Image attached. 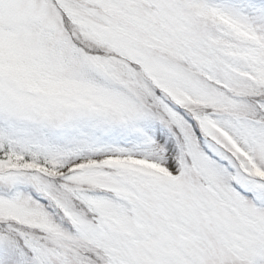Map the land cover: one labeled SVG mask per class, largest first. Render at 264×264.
Masks as SVG:
<instances>
[{
    "label": "snow or ice",
    "instance_id": "obj_1",
    "mask_svg": "<svg viewBox=\"0 0 264 264\" xmlns=\"http://www.w3.org/2000/svg\"><path fill=\"white\" fill-rule=\"evenodd\" d=\"M0 264H264V0H0Z\"/></svg>",
    "mask_w": 264,
    "mask_h": 264
}]
</instances>
